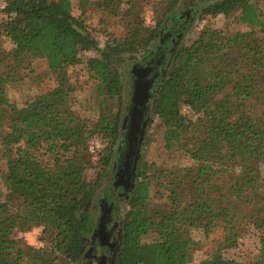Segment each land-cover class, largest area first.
I'll use <instances>...</instances> for the list:
<instances>
[{"label":"trees","instance_id":"1","mask_svg":"<svg viewBox=\"0 0 264 264\" xmlns=\"http://www.w3.org/2000/svg\"><path fill=\"white\" fill-rule=\"evenodd\" d=\"M198 1L190 11L199 10L200 21L233 18L247 31L225 36L204 26L174 51L167 74L149 88L147 106L162 129L163 149L188 165L135 161L126 195L115 190L114 205L124 204L117 264H187L196 245L191 231L213 248L199 264H264V0H215L203 7L207 0ZM178 2H145L153 15L147 25L140 16L143 0H0V35L10 44L0 50L7 190L0 200V264L77 263L92 220L80 211L99 185V177H86L88 144L99 141L96 164L104 173L123 143L127 108L120 67L142 52L147 55L125 74L145 66L162 36L174 35L179 25L171 21L179 24L182 15L170 25L168 20ZM74 3L95 6L113 20L110 30L120 26L122 34L104 30L108 39L99 46L95 32L74 15ZM36 62L55 75L54 86L17 108L6 88L35 74ZM77 65L95 82V120L82 119L71 104L67 72ZM184 108L194 119L182 114ZM222 160L235 164L219 166ZM35 228L44 248L13 237L15 230ZM148 235L153 239L142 242ZM250 235L257 240L252 261L226 258Z\"/></svg>","mask_w":264,"mask_h":264},{"label":"rangeland","instance_id":"2","mask_svg":"<svg viewBox=\"0 0 264 264\" xmlns=\"http://www.w3.org/2000/svg\"><path fill=\"white\" fill-rule=\"evenodd\" d=\"M215 0H207L204 4L207 5ZM145 2H153V0H143V5L140 8L141 18L144 20L145 24L149 25L152 23L153 15L151 11V4H144ZM198 0H179L176 8L174 9L172 15L169 17V25L170 20L173 17L178 18L180 15L179 26L175 31V38L177 34L180 32V36L176 40L175 45H173L172 41L174 38L168 40V42H163L160 46V50L154 51L150 53V58L147 59L148 63H145L143 67H137L133 69L128 75L125 74L126 71L130 69V65L133 62L139 61L143 56L147 54L142 52L135 57H132L128 63H124L122 67H120V71L122 72V87L124 94V102L125 107L127 108L124 111L127 116H122V124L121 130L123 133V143L120 153L114 159L115 163L111 165L104 173H101L100 167L96 164L97 154L102 149L98 140H90L88 144V152L91 155V168H89L86 172V177L90 181H94L99 177V185L94 190L90 205L85 208V206L81 209L80 214H92L97 215V207L95 206L97 199L101 192L104 196H108L112 198L113 202L116 200V195L113 196L112 192V184L114 181V176L118 168L123 169L125 162H128L130 159H125V156L129 153L127 151V147L129 146L135 153V161L138 158L143 159V161L148 164H154L156 167H171V166H184L188 165L187 159H176L173 155L168 154L163 149L162 142V129L159 127L158 121L155 117H152L151 110L148 108V114L144 117L145 125L143 129H140V123L134 129L133 134L130 136V117L132 115V110L136 106L137 101L143 99V87L145 98H148L149 88L152 87V84H156L158 80L162 79L163 76L167 74L171 66V56L176 49L180 46L189 45L192 41H194L201 29L206 26L218 31H221L225 36H231L236 32H246V28L235 23L233 18L224 19L222 17H218L214 20H199V10L191 12L190 10L200 7L198 4ZM190 4L193 7L190 9L187 5ZM262 10H264V6H261ZM193 11V10H192ZM73 13L76 17L81 16L86 25L95 32V38L99 46H103L104 42L108 39L106 35H104V30L107 31L106 34H117L118 36L122 34V28L120 26L114 27L112 30L110 26L113 22L108 15L102 14L100 10H98L93 5H77V3L73 4ZM176 15V16H175ZM2 19V15H0V22ZM174 19L171 21L172 25L174 24ZM167 41V40H166ZM167 45L168 49L165 50L164 59L159 65H155L152 67L150 65L151 61L159 60L158 58L163 52L162 49ZM157 46V45H156ZM10 48V44L7 42L5 38L0 35V50H8ZM35 74L27 75L26 78L20 83L10 85L6 88V96L8 101L16 106L17 108H22L29 100H31L36 94L40 92H45L51 89L54 86L55 75L48 72L44 65L40 62H36L34 65ZM70 83L73 87V93L71 96V104L73 110L79 114L82 119L87 120H95L97 117V101H96V93H95V82L92 77L84 71L82 65H77L73 68H70L67 72ZM123 114V115H124ZM182 114L187 117L192 118L191 114L184 108L182 109ZM194 119V118H192ZM140 132L141 137H140ZM140 137V139H138ZM150 140L148 145H145V138ZM139 141V143H137ZM134 161V163H135ZM219 166L230 168L235 163L231 160H222L217 163ZM235 172L238 171V168H235ZM261 175L264 179V165L261 166ZM124 183V181H123ZM121 186V185H119ZM123 187V186H122ZM6 182H5V161L2 158V148L0 145V200L1 202L4 199L6 194ZM123 194V188L120 190ZM115 194V193H114ZM125 194V192H124ZM118 203V201H116ZM120 208V215L123 214L124 204L118 203ZM190 236L195 246H192V249L189 252L187 264H199L208 252L212 251V246L208 241L204 240L202 234L199 231H191ZM253 236V237H252ZM13 237L15 239L23 240V243H26L28 246H31L36 249L44 248L45 242L41 241V229H32L29 233H20L18 230H15L13 233ZM153 239L152 236H147L142 238V242H149ZM45 240V239H44ZM257 251V240L256 235H250L245 240L239 242V247L237 249L229 251L226 255V258L236 259L240 262H249L252 261L253 256L256 255Z\"/></svg>","mask_w":264,"mask_h":264},{"label":"flooded vegetation","instance_id":"3","mask_svg":"<svg viewBox=\"0 0 264 264\" xmlns=\"http://www.w3.org/2000/svg\"><path fill=\"white\" fill-rule=\"evenodd\" d=\"M174 24L175 27H177L178 20L175 21ZM162 37L163 40L161 41V44H163V42H168V40L171 38H174L173 40H175V35L171 34H165ZM160 46L156 48L157 51L160 50ZM167 49L168 47L166 45L162 49L163 53L158 58H156L159 60L151 61L152 65L150 66L155 67V65H159L164 59V56H166L165 50ZM147 63L148 62H146V64ZM147 101L148 98H145L143 87V99L140 98V100L137 101V104L133 108L132 115L130 117V136L133 134L134 129L137 127V125H139V123L141 130L146 123L144 117L148 114ZM141 134L142 133L140 132V137ZM140 137L138 139H140ZM137 143H139V141ZM131 149L132 146L131 148L129 146L127 147V151L129 150V153L125 156V159L131 158V160L125 162L123 166L124 168H118L115 173L118 186L116 185L117 187H113L115 193H113V196L116 195L115 190L117 191L118 188H123V194L119 193L117 196L119 197L120 195H123L124 197L130 187V179L134 171L133 166L136 157L134 156L135 153H133V150ZM119 184L121 186H119ZM95 206L97 207V215L93 216L92 214H89L92 216L90 225L91 228L81 240L78 261L76 264H117L118 252L122 240V222L119 205H114L112 198L102 195L97 199Z\"/></svg>","mask_w":264,"mask_h":264},{"label":"water","instance_id":"4","mask_svg":"<svg viewBox=\"0 0 264 264\" xmlns=\"http://www.w3.org/2000/svg\"><path fill=\"white\" fill-rule=\"evenodd\" d=\"M133 71V70H132ZM118 186V182H117V180H116V177L114 176V181H113V184H112V186L115 188V186ZM120 185V184H119ZM116 186V187H117Z\"/></svg>","mask_w":264,"mask_h":264}]
</instances>
